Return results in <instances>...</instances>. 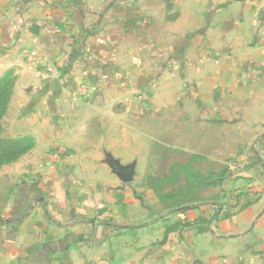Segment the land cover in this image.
<instances>
[{"label": "rangeland", "instance_id": "374dc122", "mask_svg": "<svg viewBox=\"0 0 264 264\" xmlns=\"http://www.w3.org/2000/svg\"><path fill=\"white\" fill-rule=\"evenodd\" d=\"M225 1L114 0L101 46L38 76L5 72L0 220L23 216L50 185L36 177L43 168L63 185L118 187L116 200L146 201L173 231L187 216L201 228L253 205L264 188V60L248 57L239 30L264 40V13L250 20Z\"/></svg>", "mask_w": 264, "mask_h": 264}, {"label": "crops", "instance_id": "0c3cea01", "mask_svg": "<svg viewBox=\"0 0 264 264\" xmlns=\"http://www.w3.org/2000/svg\"><path fill=\"white\" fill-rule=\"evenodd\" d=\"M113 1L0 0V77L10 68L38 76L40 66L63 67L85 49L101 46L113 25L107 10ZM229 2L250 20L264 13V0ZM240 29L248 57L263 63L264 40H253V33L248 42ZM56 141L43 139L49 161L57 156ZM36 177L51 183L38 185L23 216L0 220V264H264L263 187L245 211L201 228L187 216L173 231L146 201L116 200L118 187L73 179L63 185L44 168ZM205 216L209 222L213 217L211 211Z\"/></svg>", "mask_w": 264, "mask_h": 264}, {"label": "water", "instance_id": "95a60500", "mask_svg": "<svg viewBox=\"0 0 264 264\" xmlns=\"http://www.w3.org/2000/svg\"><path fill=\"white\" fill-rule=\"evenodd\" d=\"M121 177L123 178V180H124L125 182H130V181L132 180V178H133L131 172L126 173V174H121Z\"/></svg>", "mask_w": 264, "mask_h": 264}]
</instances>
